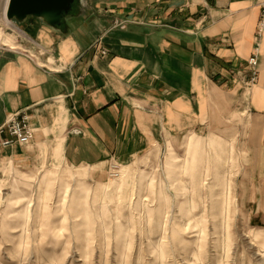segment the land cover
Wrapping results in <instances>:
<instances>
[{"label":"crops","instance_id":"0c3cea01","mask_svg":"<svg viewBox=\"0 0 264 264\" xmlns=\"http://www.w3.org/2000/svg\"><path fill=\"white\" fill-rule=\"evenodd\" d=\"M263 6L87 0L61 31L35 17L6 20L7 29L18 30L21 50L0 47V127L21 113L34 139L21 146L6 129L0 165H31L46 152L72 167L129 163L190 132L202 134L216 118L219 96L237 97L235 73L247 71L254 56L260 73L252 133L264 135V33L257 39ZM4 140L14 143L4 147Z\"/></svg>","mask_w":264,"mask_h":264},{"label":"rangeland","instance_id":"374dc122","mask_svg":"<svg viewBox=\"0 0 264 264\" xmlns=\"http://www.w3.org/2000/svg\"><path fill=\"white\" fill-rule=\"evenodd\" d=\"M6 1L0 47L21 50ZM259 73L258 63L257 82ZM235 76L242 89L219 96L211 128L135 161L72 167L46 152L31 165H0V264H264L257 82L246 85L249 61Z\"/></svg>","mask_w":264,"mask_h":264},{"label":"water","instance_id":"95a60500","mask_svg":"<svg viewBox=\"0 0 264 264\" xmlns=\"http://www.w3.org/2000/svg\"><path fill=\"white\" fill-rule=\"evenodd\" d=\"M87 0H8L5 16L9 23L22 24L28 17L41 20L46 26L61 31L65 22L74 17L76 8L81 10Z\"/></svg>","mask_w":264,"mask_h":264},{"label":"built area","instance_id":"2783aa9c","mask_svg":"<svg viewBox=\"0 0 264 264\" xmlns=\"http://www.w3.org/2000/svg\"><path fill=\"white\" fill-rule=\"evenodd\" d=\"M264 33V6L262 8L261 21L258 26L257 39L262 37ZM106 54V53H105ZM257 57L254 56L249 60V71L251 72V78L246 82L247 86H251L257 82ZM246 75L244 74V78ZM8 130L15 143L25 146L29 145L34 139L33 129L29 124L28 117L21 115V113L14 114L4 127H0V134H3L5 130ZM13 141L4 140L2 145L4 147H10L13 145ZM120 175L119 167L117 164H112L111 177L117 178Z\"/></svg>","mask_w":264,"mask_h":264}]
</instances>
